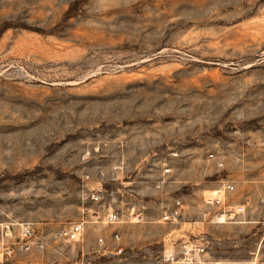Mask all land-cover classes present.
<instances>
[{"label":"rangeland","instance_id":"1","mask_svg":"<svg viewBox=\"0 0 264 264\" xmlns=\"http://www.w3.org/2000/svg\"><path fill=\"white\" fill-rule=\"evenodd\" d=\"M196 244L264 264V0H0V264Z\"/></svg>","mask_w":264,"mask_h":264},{"label":"built area","instance_id":"2","mask_svg":"<svg viewBox=\"0 0 264 264\" xmlns=\"http://www.w3.org/2000/svg\"><path fill=\"white\" fill-rule=\"evenodd\" d=\"M170 169H167L169 172ZM235 186L232 183H225L223 187L217 190V195L215 197L209 198L207 203L209 204H224V194L226 191L234 190ZM242 211V208H238V212ZM179 214L178 209H172L165 214V219H171L172 217ZM118 219V213L111 212L107 216V220L110 223L115 222ZM82 228L81 224L76 225L72 231L70 232V238H76L80 229ZM68 234V233H67ZM24 235L26 237H31L33 235V231L30 225H26L24 227ZM30 248L27 246V249ZM8 253H12L11 249H8ZM206 246L203 244H196L191 246H185L180 253L170 252L165 256L167 262L172 264H195L197 262L198 256L205 254Z\"/></svg>","mask_w":264,"mask_h":264}]
</instances>
